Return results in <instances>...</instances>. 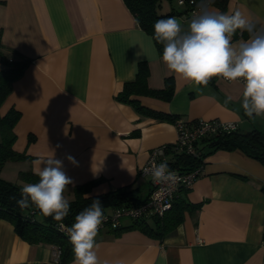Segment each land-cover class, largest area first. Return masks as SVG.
<instances>
[{
  "label": "crops",
  "instance_id": "1",
  "mask_svg": "<svg viewBox=\"0 0 264 264\" xmlns=\"http://www.w3.org/2000/svg\"><path fill=\"white\" fill-rule=\"evenodd\" d=\"M171 10L187 31L191 20L183 8L161 0L159 12ZM236 10L264 27V0H228L225 13ZM248 39L238 30L232 42ZM0 49L30 59L0 106L1 115L20 112L12 148L28 158L18 161L19 171L36 172L37 161L55 153L74 185L103 178L89 194L130 186L145 198L150 184L140 169L149 150L176 140L175 122L140 115L116 99L140 61L149 65L150 87L174 80L171 99L137 96L142 105L186 121L221 119L237 122L239 131H264V115L244 113V83L213 77L197 86L169 70L124 0H0ZM203 161L192 186L176 194L196 206L173 232L157 238L140 228L100 230L99 264H264V163L239 149L207 152ZM55 248L25 241L0 218V264H60Z\"/></svg>",
  "mask_w": 264,
  "mask_h": 264
},
{
  "label": "trees",
  "instance_id": "2",
  "mask_svg": "<svg viewBox=\"0 0 264 264\" xmlns=\"http://www.w3.org/2000/svg\"><path fill=\"white\" fill-rule=\"evenodd\" d=\"M124 1L134 14L138 25L152 37L158 52L163 54V44L155 39L153 25L157 20L166 19L179 11L171 10L164 14L160 13L161 0ZM176 3L183 8L181 15H185L191 8L201 5V0H185L183 4H178L176 0ZM210 5L218 8L219 12L225 13L228 0H211ZM256 26L259 28L257 24ZM240 34L243 37L249 36L246 31L240 32ZM236 35L237 33L234 34V36ZM29 62L30 59L24 57L10 58L0 49V106L10 94L13 81L23 73ZM149 73L147 61H140L137 65L135 77L124 82L122 89L116 95V99L131 105L140 115L175 122L178 118L175 115L150 109L142 105L137 98V96L146 95L169 100L174 94V80L172 77L165 78L162 88H152L148 84ZM19 117L20 112L15 108H10L3 115L0 114V167L7 160L28 158L24 153L17 152L12 148V143L16 137L13 127ZM201 143H204V145L200 146V154L198 156H190L184 153L172 154L170 156L171 167L182 171H190L203 164V158L207 152L218 149H239L247 156L264 163V131L261 129L226 132L204 139ZM206 147H208L207 152L204 151ZM18 176L23 183H37L39 181L36 172L31 170H21ZM102 179V177L95 178L81 184L68 186L73 193V198L69 200L70 211L62 220L63 222L67 224L74 223L75 217L89 207L92 200L96 198L101 201L103 213L109 211L112 207L120 206L124 203L138 204L146 198L137 196L135 194L136 189L130 186H122L98 194H89L91 188ZM23 183L10 181L0 175V218L9 221L13 225L15 232L25 241L29 243H45L58 247L60 250L58 262L60 264L72 260L74 258L73 246L69 242V238L56 227L60 221L54 220L51 216H44L35 205L21 210L16 204V201L21 198ZM261 190L264 192V185ZM195 206L183 199H174L171 208L162 217H153L151 222L144 218L129 220L131 222L127 225L124 224V220L121 226L110 230L113 233H119L125 229L140 228L145 233L162 238L173 232L183 221L185 211H189Z\"/></svg>",
  "mask_w": 264,
  "mask_h": 264
},
{
  "label": "clouds",
  "instance_id": "3",
  "mask_svg": "<svg viewBox=\"0 0 264 264\" xmlns=\"http://www.w3.org/2000/svg\"><path fill=\"white\" fill-rule=\"evenodd\" d=\"M210 3L211 0H201L200 11L191 19L187 31H182L180 21L172 16L154 23L155 39L163 44L162 60L169 70L197 86H206L213 77L230 81L242 79L245 115L249 118L264 115V27L257 28L239 10L232 14L212 12ZM238 30L248 32L249 39L234 44L232 37ZM64 159L74 167L79 166L70 154ZM37 164L41 165L36 170L39 181L25 184L16 204L21 210L35 205L44 216L62 221L70 211V201L64 192L69 185L74 186V181L64 170V160L55 153L38 160ZM143 171L157 185L173 186L180 181L166 161L159 164L153 161ZM104 219L99 198L93 199L91 205L75 217V222L67 229L73 246V264H99L95 238Z\"/></svg>",
  "mask_w": 264,
  "mask_h": 264
},
{
  "label": "built area",
  "instance_id": "4",
  "mask_svg": "<svg viewBox=\"0 0 264 264\" xmlns=\"http://www.w3.org/2000/svg\"><path fill=\"white\" fill-rule=\"evenodd\" d=\"M178 4H183L185 0H177ZM200 11V8H191L187 14L184 15L187 19H192ZM224 79L223 77H219ZM226 81H230L224 79ZM244 83L242 79L236 80ZM177 129L176 140L172 143H166L153 147L148 152V157L144 165L140 169V175L149 180L150 189L144 201L138 204H122L120 206L112 207L109 211L103 213L105 219L103 220L99 230L114 229L123 224L124 220H137L147 219L153 217H162L169 211L172 206L176 194L184 188H190L201 172V167H196L190 171H182L177 168H172L170 165V156L174 153H184L190 156H198L200 154V143L204 139H208L226 132L238 130V123L234 121H224L221 119L210 120H196L186 121L177 119L175 121ZM155 161L159 164L162 161L168 163L170 170L174 171L179 177L180 181L176 185L166 186L157 185L152 182L150 175L146 174L143 170L150 167L152 162ZM164 189L161 192V189ZM73 223L67 224L60 221L56 227L64 233L67 237V229ZM60 250L58 247L54 250L56 261L59 259Z\"/></svg>",
  "mask_w": 264,
  "mask_h": 264
},
{
  "label": "rangeland",
  "instance_id": "5",
  "mask_svg": "<svg viewBox=\"0 0 264 264\" xmlns=\"http://www.w3.org/2000/svg\"><path fill=\"white\" fill-rule=\"evenodd\" d=\"M19 160H7L0 167V175L10 181L19 182V170L24 168L18 162ZM65 198L71 200L73 198V193L70 188H66L64 192Z\"/></svg>",
  "mask_w": 264,
  "mask_h": 264
}]
</instances>
